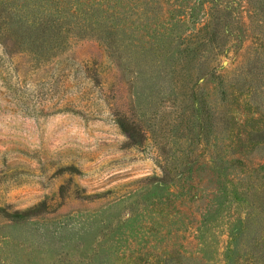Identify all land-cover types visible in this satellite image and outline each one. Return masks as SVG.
<instances>
[{"label":"rangeland","instance_id":"obj_1","mask_svg":"<svg viewBox=\"0 0 264 264\" xmlns=\"http://www.w3.org/2000/svg\"><path fill=\"white\" fill-rule=\"evenodd\" d=\"M0 264H264V0H0Z\"/></svg>","mask_w":264,"mask_h":264},{"label":"trees","instance_id":"obj_2","mask_svg":"<svg viewBox=\"0 0 264 264\" xmlns=\"http://www.w3.org/2000/svg\"><path fill=\"white\" fill-rule=\"evenodd\" d=\"M16 218H21V216H18V217H16Z\"/></svg>","mask_w":264,"mask_h":264}]
</instances>
